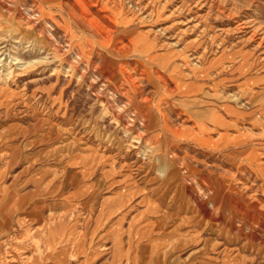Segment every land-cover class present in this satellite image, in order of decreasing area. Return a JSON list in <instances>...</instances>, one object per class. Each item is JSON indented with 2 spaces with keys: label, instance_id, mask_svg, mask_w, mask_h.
<instances>
[{
  "label": "rangeland",
  "instance_id": "1",
  "mask_svg": "<svg viewBox=\"0 0 264 264\" xmlns=\"http://www.w3.org/2000/svg\"><path fill=\"white\" fill-rule=\"evenodd\" d=\"M11 1L0 264L48 256L65 212L43 264H264V0ZM178 224L167 255L136 236Z\"/></svg>",
  "mask_w": 264,
  "mask_h": 264
},
{
  "label": "crops",
  "instance_id": "2",
  "mask_svg": "<svg viewBox=\"0 0 264 264\" xmlns=\"http://www.w3.org/2000/svg\"><path fill=\"white\" fill-rule=\"evenodd\" d=\"M226 111L230 112V109L226 108ZM208 116H210L212 121L215 122L216 124H218L219 127L223 126L225 128H228V127L234 126V125L226 124L225 120L219 116V113H217V111H209ZM243 137H244V135L240 134L239 137L237 138V140L242 139L241 142H244ZM252 158H255L254 155ZM158 159H160V157ZM8 164H9V166L11 165L10 162H8ZM0 180H1V177H0ZM222 196L223 195L220 193L218 195V198H222ZM198 197H200V195H198ZM224 198H226V197H224ZM198 200H199V198H198ZM157 209L155 208V211L158 212ZM68 217H69V214L67 212L62 213L59 216H57L55 214H50L48 216L49 220H51L52 222H54V220L56 218H60L61 222H60L59 226H56V225L53 226V223H52L48 227L49 229H46L42 233V235H40V236H44V234L46 235L47 240H45V243L42 245L45 247V251L47 252L48 256H44L43 251L40 250L41 256L39 259H37L38 264H43L42 262H45L46 259L50 258L49 251L52 248H54L55 243H60L62 245L60 253L65 251V250H68V244L70 242V238L65 239V237H64L66 235V230H68V222H67ZM182 225L183 224H178L176 227H173V228H168L165 225H158L156 230H153V229L148 230L147 229V231L145 233H137L136 236L139 237V240H141V236H142V237L151 238V240L154 239L156 241H158V240L165 241L163 243L157 244L154 248H156V249L162 248L163 250H165V254L167 255V254H170L171 252L177 251L181 247L187 246L191 242H194L193 240H190V238H186L184 234H183L182 238H179V236H177V231H178L179 227H181ZM183 239H185V240L183 241ZM198 239H199V237L197 236V241H198ZM145 249H147V248L144 247L142 249V251H145ZM161 260H162V264H164V262H168L165 259H161ZM178 260L179 259L176 258L175 260H173V263H177ZM152 263L153 264H160V260L154 259V260H152Z\"/></svg>",
  "mask_w": 264,
  "mask_h": 264
},
{
  "label": "bare ground",
  "instance_id": "3",
  "mask_svg": "<svg viewBox=\"0 0 264 264\" xmlns=\"http://www.w3.org/2000/svg\"><path fill=\"white\" fill-rule=\"evenodd\" d=\"M2 2H0L1 3V6L3 5V4H10V3H12V1L11 0H1ZM41 1H43V3H45V4H49V3H51V2H49V0H41ZM220 1V0H219ZM222 1V0H221ZM195 3V2H194ZM208 3V0H199V1H197V7H201V9L202 8H205V4H207ZM228 3V2H227ZM224 5V4H223ZM10 6H12V5H9V7ZM45 6V5H44ZM208 6V5H207ZM196 7V6H195ZM210 7V6H209ZM222 8L224 7V6H221ZM11 8V7H10ZM221 8V9H222ZM224 8H226V6L224 7ZM2 9L4 10V11H6L7 13H12V12H14L13 10H10V9H7V8H4V7H2ZM212 9V8H211ZM83 10V9H82ZM224 10V9H223ZM219 12H220V10H219ZM85 14H86V12H85ZM11 15V14H10ZM41 17L42 18H45V16L43 15V12L41 13ZM46 19V18H45ZM92 20H94V18L92 19ZM96 20V19H95ZM96 24H97V22H96ZM100 24V23H99ZM246 25V24H245ZM88 27L89 28H94V26L93 25H91V24H88ZM101 27V26H100ZM88 28V29H89ZM26 29V28H25ZM98 29V28H97ZM256 30V29H255ZM101 31V30H100ZM255 34V33H254ZM256 34H259V33H256ZM255 34V35H256ZM30 35V34H29ZM24 36H25V34H24ZM96 36V35H95ZM264 38V37H263ZM262 42H263V40H262ZM16 59V61L18 60L17 58H15ZM1 62V61H0ZM8 66L9 65H2V67H6V68H8ZM24 224V223H23ZM24 226V225H23ZM6 245V244H5ZM9 246V245H8ZM6 249H7V247H6ZM1 252V251H0ZM3 254V253H2ZM8 254V253H7ZM10 256H12V255H10ZM5 258L6 257H4L3 258V260H2V262H1V264H6V262H5ZM12 259V258H11ZM29 259H31V258H29ZM15 262V261H14ZM17 263V262H16Z\"/></svg>",
  "mask_w": 264,
  "mask_h": 264
}]
</instances>
